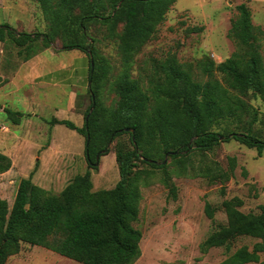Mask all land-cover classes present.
I'll list each match as a JSON object with an SVG mask.
<instances>
[{"label":"trees","instance_id":"trees-1","mask_svg":"<svg viewBox=\"0 0 264 264\" xmlns=\"http://www.w3.org/2000/svg\"><path fill=\"white\" fill-rule=\"evenodd\" d=\"M34 1L49 21V30L17 31L8 23H0V42H12L19 48L18 55L25 53L26 60L39 52L38 42L43 49L51 47L59 35L61 49L84 52L90 64V101L82 125L57 118L50 123L63 124L83 136L86 164L93 170L97 169V156L108 153L113 139L127 133L129 146L116 144L114 148L119 179L109 189L91 190L89 170L75 175L57 194L34 183L32 171L21 178L12 204L8 206L0 199V264L16 254L23 243L44 247L81 264H130L140 255L141 232L134 227L139 187L148 185L153 175L152 170L139 168L138 162L162 170L175 164V175L224 182L231 176L234 157H228L225 169L216 161L204 162L201 158L194 164L192 157L203 156L230 139L258 153L264 149V139L230 128L249 111L241 95L251 91L264 100V59L250 10L245 3L236 5L237 13L227 33L236 46L231 55L217 64L209 58L199 63L206 79L193 77L189 67L168 55L154 65L147 85L142 87L130 76L132 56L151 37L176 0ZM92 22L105 25L109 36L117 39L122 58L123 66L114 82L118 101L113 108L98 100L107 64L91 45L93 37L87 29ZM120 23L122 32L118 33ZM215 70L226 85L214 76ZM2 110L15 124L23 115L8 107ZM10 167V157L0 151V173ZM162 182L174 194L175 187L167 174ZM240 205L241 199L236 196L222 200L226 223L205 238L202 249L223 246L229 252L232 241L239 236L258 240L251 248H235L218 262L197 264H264V205H260L259 213H245ZM204 212L209 218L213 216L208 202Z\"/></svg>","mask_w":264,"mask_h":264},{"label":"rangeland","instance_id":"rangeland-1","mask_svg":"<svg viewBox=\"0 0 264 264\" xmlns=\"http://www.w3.org/2000/svg\"><path fill=\"white\" fill-rule=\"evenodd\" d=\"M12 2L20 4L21 0L2 1L4 5L0 6V23H8L17 31L49 30V21L42 14L36 1L31 0L28 18L18 15L19 11L10 7ZM239 3H245L250 10L259 51L264 59V0H176L167 10L162 22L156 26L151 37L134 52L129 70L131 78L137 79L140 85L145 87L148 74L152 72L154 65L166 56L174 55L179 63L189 67L193 77L206 79L207 76L199 69V63L209 58L217 64L236 49L234 41L227 33L232 19L236 16V5ZM17 16L21 22L14 20ZM122 26V23L118 25V33L122 32ZM87 32L90 38L93 37L90 42L96 55L102 57L107 64L98 100L103 106L113 108L118 101L114 82L123 66L117 39L110 37L105 25H99L97 22H92ZM37 44L41 51L43 48L39 42ZM53 46H61L59 35L55 37ZM18 49L10 41L0 42V66L4 62L17 66L29 59L23 58L25 53L18 55ZM44 54L47 55V52ZM214 76L222 81L219 71L215 70ZM1 79L3 80L2 77ZM222 83L226 85V82ZM241 97L249 105V111L230 128L250 132L264 139V100L251 91ZM2 100L0 96V104ZM10 106L12 109H21L16 101ZM2 111L0 136L8 132L7 127L11 126L5 112ZM39 120L44 121H37L38 126L31 134L33 140L31 143H17L12 148L0 146V151L11 159V167L0 173L2 201L8 206L12 204L19 180L27 177L31 171L32 181L54 194H57L75 175L83 174L87 170L90 174L91 190L109 189L115 185L119 174L114 148L116 144L129 146L127 133L119 135L109 143L108 153L98 157L97 169L93 170L86 164L82 135L63 124H58L53 134L55 142L50 146V125L47 122L50 118L43 113ZM70 121L72 122L71 119ZM6 144L9 145V142L6 141ZM231 156L234 157V168L229 179L224 182L203 176L175 175L172 172L177 166L175 164H168L162 170L138 162L139 168L152 170L153 175L148 185L139 187L138 217L134 227L141 232L140 255L130 264L218 262L241 245L252 247L257 238L239 236L232 241L229 252H226L223 246L202 249L205 238L226 223V216L221 207L222 200L235 196L240 198L239 209L245 213H259L260 205H264V149L258 153L255 148H249L230 139L221 141L213 149L203 153V156L192 157V162L197 164L200 158L204 162L216 161L225 169L228 157ZM165 161L170 162L167 155ZM164 174H167L169 182L174 185V194H171L169 187L162 182ZM206 202L213 208L211 218L204 212ZM4 264L81 263L44 247L23 243L20 250L10 256Z\"/></svg>","mask_w":264,"mask_h":264},{"label":"crops","instance_id":"crops-1","mask_svg":"<svg viewBox=\"0 0 264 264\" xmlns=\"http://www.w3.org/2000/svg\"><path fill=\"white\" fill-rule=\"evenodd\" d=\"M2 1L0 6L4 5ZM30 3L31 0H21L20 4L12 2L10 7L16 8L18 15L26 17L29 15ZM14 20L21 22L19 16ZM89 66V58L84 52L77 49L64 50L60 46L44 48L17 66L4 62L0 66L3 78L0 85V96L3 98L0 111L3 107L12 109L10 104L16 101L21 109L12 110L20 111L23 115L17 124L6 117L11 126L7 127L8 132L0 136V146L12 148L17 143H31V134L38 126L37 121H44L39 120L43 113L50 121L53 118L71 119L76 126H81L90 101ZM50 121L47 122L50 125L52 146L55 142L54 129L58 123L51 124Z\"/></svg>","mask_w":264,"mask_h":264},{"label":"water","instance_id":"water-1","mask_svg":"<svg viewBox=\"0 0 264 264\" xmlns=\"http://www.w3.org/2000/svg\"><path fill=\"white\" fill-rule=\"evenodd\" d=\"M126 129V131H131L132 132V129H130V128H125ZM97 159H98V156H97Z\"/></svg>","mask_w":264,"mask_h":264}]
</instances>
